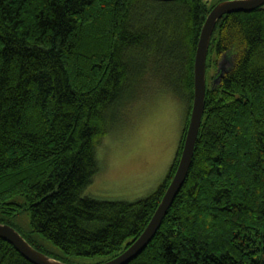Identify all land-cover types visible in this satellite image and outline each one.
<instances>
[{"label": "trees", "instance_id": "16d2710c", "mask_svg": "<svg viewBox=\"0 0 264 264\" xmlns=\"http://www.w3.org/2000/svg\"><path fill=\"white\" fill-rule=\"evenodd\" d=\"M218 1L0 0V222L26 207L33 231L100 262L142 232L176 168L198 37ZM154 88L186 107L164 179L133 201L84 195L97 145ZM0 264L34 263L0 238ZM125 264H264V4L216 21L186 178Z\"/></svg>", "mask_w": 264, "mask_h": 264}, {"label": "rangeland", "instance_id": "374dc122", "mask_svg": "<svg viewBox=\"0 0 264 264\" xmlns=\"http://www.w3.org/2000/svg\"><path fill=\"white\" fill-rule=\"evenodd\" d=\"M220 60L223 63L219 65L224 69L226 62L223 58ZM214 73L209 66V83ZM185 119L183 101L156 88L148 92L97 145L98 170L84 195L105 200L133 201L154 191L173 160ZM16 199L23 201L19 196ZM10 221L13 227L27 235L44 252L69 263L97 264L107 256L65 254L48 238L31 229L26 207L11 216Z\"/></svg>", "mask_w": 264, "mask_h": 264}, {"label": "water", "instance_id": "95a60500", "mask_svg": "<svg viewBox=\"0 0 264 264\" xmlns=\"http://www.w3.org/2000/svg\"><path fill=\"white\" fill-rule=\"evenodd\" d=\"M168 1V0H161ZM264 4V0H221L206 15L202 24L193 62V97L189 110L187 125L174 173L149 222L142 232L120 253L97 264H125L135 257L150 241L167 213L173 199L181 188L191 164L193 150L197 139L204 111L206 89V55L210 38L216 21L224 14L234 11H248ZM221 61L220 64H222ZM223 67L218 65L216 75L211 83L218 81ZM0 238L12 244L26 259L34 264H71L53 258L33 247L12 225L0 222Z\"/></svg>", "mask_w": 264, "mask_h": 264}, {"label": "flooded vegetation", "instance_id": "af4514ba", "mask_svg": "<svg viewBox=\"0 0 264 264\" xmlns=\"http://www.w3.org/2000/svg\"><path fill=\"white\" fill-rule=\"evenodd\" d=\"M220 61H221V60H220ZM220 63H221V62H220ZM220 63H219V64H220Z\"/></svg>", "mask_w": 264, "mask_h": 264}, {"label": "bare ground", "instance_id": "6f19581e", "mask_svg": "<svg viewBox=\"0 0 264 264\" xmlns=\"http://www.w3.org/2000/svg\"><path fill=\"white\" fill-rule=\"evenodd\" d=\"M206 90V89H205Z\"/></svg>", "mask_w": 264, "mask_h": 264}]
</instances>
